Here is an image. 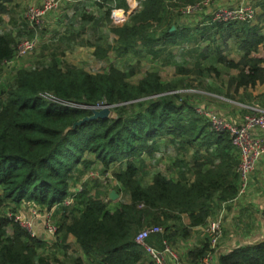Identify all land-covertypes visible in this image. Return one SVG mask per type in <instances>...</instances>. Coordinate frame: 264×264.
Segmentation results:
<instances>
[{"label":"trees","instance_id":"obj_1","mask_svg":"<svg viewBox=\"0 0 264 264\" xmlns=\"http://www.w3.org/2000/svg\"><path fill=\"white\" fill-rule=\"evenodd\" d=\"M103 1L108 6L102 16H83V22L108 25L115 45L95 44V57L105 58L110 50L119 57L135 47L134 61L158 59L164 51L186 47L193 64L185 68L172 62L173 76H184L172 80L150 69L132 81L134 61L124 70L111 65L94 74L55 57L48 64L16 69L8 88L0 90V264H49L39 253L45 239L5 214L19 213L24 202L52 213V241L64 256L68 236L74 238L82 256H70V264H154L134 241L138 231L160 227L163 233L151 235L147 243L161 249L166 239L177 252L170 240L188 239L192 229L205 227L238 196L240 155L229 133L214 130L195 112L198 95L179 90L194 88L195 81L196 87L212 90L204 78L218 79L219 67L236 72L225 92L215 90L226 99L235 101L239 89L264 85V57L258 54L259 47L264 51V11L252 7L250 19L223 21L207 14L205 0H139L124 23L112 24L111 12L127 13L128 2ZM11 4L0 0V20ZM196 5L200 8L186 12ZM194 14L204 18L192 25L187 19ZM16 47L13 37L0 31V64L14 60ZM102 104L109 107V117L71 128L91 116L90 107ZM168 148L177 172L167 177L150 171V163L161 161ZM93 170L110 177L115 184L109 188L127 202H112L107 191L94 193L85 179ZM208 251L204 236L178 264H198ZM217 262L264 264V240L222 251Z\"/></svg>","mask_w":264,"mask_h":264},{"label":"rangeland","instance_id":"obj_2","mask_svg":"<svg viewBox=\"0 0 264 264\" xmlns=\"http://www.w3.org/2000/svg\"><path fill=\"white\" fill-rule=\"evenodd\" d=\"M20 0H18L19 2ZM43 0H25L23 3H20L19 7L15 10L10 9L3 14L2 19L0 20V31L10 34L17 45H20L22 42L29 40L33 44H36V47L20 58H14L11 62L1 63L0 64V90H5L11 84L14 73L16 69L33 67L36 65L48 64L52 57L58 58L62 62L60 64H70L76 67H79L85 70L88 73H98L107 71L109 66L118 67L121 70L129 68L130 64L134 61L130 56L133 51L136 50L135 47L132 50H128L127 53L123 56H116L111 50L105 58H97L93 55V50L95 44H100L101 47L105 48L107 45H115V37L112 32L109 31V26H96L92 22H83V16H93V18H98L102 16V13L107 8L106 1L103 0H88L87 2H76L74 4L63 5L56 11H52L45 15L43 19V24L40 29L34 30L36 28L32 27L31 24L25 18L26 10L29 5H39ZM139 0H128L129 10L125 14L123 11L115 10L111 12L110 18L112 24H122L127 20V16L138 8ZM100 2H104L103 8L100 6ZM222 2V3H220ZM220 3L219 6L217 4ZM226 2L221 0H214L206 9L208 15H212L219 9H228L224 5ZM232 8H237L236 10H241L244 14H250L252 8V2L250 0H235V3L231 5ZM88 8V9H87ZM233 10V9H229ZM221 12H225L222 10ZM219 13V12H218ZM200 15L194 14L192 17L188 18L187 21L195 24L200 21ZM217 15V14H216ZM115 17L120 18L119 20ZM123 21V22H119ZM94 26V27H93ZM78 32V33H77ZM73 35H76L74 38ZM36 37V39H28ZM87 41V46H81ZM81 44V45H80ZM231 47H234V42H231ZM260 49V47H259ZM169 50V49H168ZM186 47L180 49H173L171 53L168 51L162 52L158 59H149L141 58V60L134 61V70L136 75L132 77V81L143 76V74L150 69H158L161 76L165 80H172L182 77H174L175 67L171 64L175 62L178 65H181L185 68H191L194 58L189 57L185 53ZM16 51V50H15ZM260 57L264 56V51L260 50ZM257 54V56H258ZM236 58V57H235ZM166 59V60H164ZM191 59V60H190ZM221 70V75L218 79L208 81L207 84L212 85V89L225 92V86L227 79L234 75L236 72L234 70L227 71L222 67H219ZM191 78V77H190ZM195 78V77H194ZM193 79V78H191ZM185 82V80L183 79ZM194 88L179 90L180 94L190 93L192 95H198V97L211 104L215 107V104L226 107L225 104L231 103L230 109V118L227 115H222L224 118L231 120L230 124H239L242 122L244 114L246 112L251 113L253 108L257 109V105L253 104L255 100L251 99L244 104H237L238 99L233 102H227L225 98H220L207 92L200 91L198 88L197 82L192 83ZM261 88L257 87V91ZM220 93V92H219ZM206 106V105H205ZM208 106V105H207ZM219 106L212 108L214 111ZM248 113V114H249ZM247 115V114H246ZM234 121V122H233ZM191 151H187L184 159H188ZM174 152L171 148H168L166 151V156L159 162H155L153 165L150 163V171L163 169L167 166V162L171 165L172 160L175 159ZM94 171V170H93ZM100 170H95L90 173L91 178L86 176L85 179L90 181V186L94 189L93 192L102 196L106 192L107 199H109V194L113 189L109 188L112 183V179L108 176L101 175ZM248 182V181H247ZM247 185V183H246ZM246 187V186H245ZM117 194V193H116ZM111 200V199H109ZM121 202H127L128 198L123 195H118L115 200ZM5 214L12 216L13 213L6 211ZM16 219H19L20 223L25 227L32 230V233L38 237L45 239L44 249H40L39 253L41 256L48 260L49 264H70V256L77 257L82 256L78 246L73 241L65 243L67 255H63V248L60 245H56L52 241L55 237V232L51 233L48 229V226H55L54 220L52 219V213L41 212L37 207L29 206L27 202H24L22 208L19 210V213H16ZM186 220V219H185ZM40 226V230L37 229V224ZM56 258V261H55ZM85 259V257H84ZM86 260V259H85Z\"/></svg>","mask_w":264,"mask_h":264},{"label":"built area","instance_id":"obj_3","mask_svg":"<svg viewBox=\"0 0 264 264\" xmlns=\"http://www.w3.org/2000/svg\"><path fill=\"white\" fill-rule=\"evenodd\" d=\"M74 0H43L39 5H29L26 10L25 18L31 24L32 27L36 28L34 30L40 29L43 24V19L46 14L58 10L63 5H68L73 3ZM214 0H205L203 5L209 6ZM200 6L196 5L194 7L187 8V13H193V10L199 9ZM219 9L213 13L214 20H246L252 17L254 9L251 8L250 14H244L241 10H236L237 8ZM224 10L225 12H221ZM219 12V13H218ZM217 14V15H216ZM119 20L120 18L115 17ZM36 39V37L28 38ZM36 44L32 41L26 40L20 45H17L14 58H20L28 51L34 49ZM255 104V103H253ZM257 109L253 108L254 111L251 113L247 112L239 124H230L225 118L221 117L211 108L196 106L195 112L198 115L204 116L210 123L211 128L216 131H227L230 135L231 144L237 149L240 155V165L239 172L241 175V189L238 195H242L248 181L249 175L253 172L256 164L260 158L264 156V109L261 108L257 103ZM249 113V114H248ZM66 203L70 201L65 200ZM37 207L39 210L40 208ZM41 211V210H40ZM45 212V211H41ZM49 213V212H48ZM224 213V208L218 213L216 218L209 220L207 225L203 229L204 236L209 238V251L205 256H203L198 264H218V244L223 237V229L221 226L222 216ZM9 218L16 219V216L12 215ZM27 229V228H26ZM51 233L56 231V227L48 226ZM32 233V230L27 229ZM162 234V229L160 227H149L137 232L134 237L135 243L142 248V250L151 258L154 264H178L179 256L176 251L169 245L168 241L165 239L161 243V249H155L147 243V239L153 234ZM33 234V233H32Z\"/></svg>","mask_w":264,"mask_h":264},{"label":"crops","instance_id":"obj_4","mask_svg":"<svg viewBox=\"0 0 264 264\" xmlns=\"http://www.w3.org/2000/svg\"><path fill=\"white\" fill-rule=\"evenodd\" d=\"M24 1L25 0H20L18 2V0H12V4H11L12 9L13 10L17 9L20 3H23ZM87 1L88 0H74L73 3L71 4H74L76 2H87ZM187 1L188 3H190L193 0H187ZM221 1L226 2L224 4L227 6L226 8H232L231 5L235 3V0H221ZM250 1L252 2V7L253 8L255 7L254 9L256 12L262 13L264 11V0H250ZM220 3H218L217 6H219ZM181 4H184V2H182ZM128 5H129V2H128ZM199 18H200L199 22H201L204 16L201 15ZM119 22H123V21H119ZM191 24L193 25V23ZM87 44H88L87 41H85L83 45L81 44L80 45L87 46ZM260 49L262 50V48ZM235 57H236L235 54H232L230 56V58L237 60V57L236 58ZM204 80L206 83L208 81H212L209 78H204ZM210 86L212 85L211 84L209 85L208 83V87ZM257 87L261 88V90L257 91ZM196 88H198L200 91L207 92L208 94H211V95H214L220 98H225L223 95H218L216 91L213 89L209 90V89L201 88V87H196ZM262 93H264V85L258 84L255 87L248 88L246 90L239 89L238 92L234 95V100L244 99L243 102H248L252 99V98L248 99L249 94L252 97L257 98ZM257 99L261 101L260 107L264 109V106H263L264 97H261V98L258 97ZM195 100H196L195 103L198 106L208 107L211 109L219 106L216 103L214 107L208 102L201 100L198 96L195 97ZM225 100L227 102H233L228 98L227 99L225 98ZM224 105H226L227 108L219 106L218 108H216L215 111L221 117H223L222 115H227L229 116L228 118H230V116H233V114H235L233 113L232 115H230V113L228 112V108L230 109L231 103H228V104L224 103ZM226 120L229 122H232L231 120H228V119ZM177 157H181V156L177 155ZM177 168L178 166L171 167L169 162H167V166L165 168L163 169L159 168V170L157 171L162 172L167 177H171L177 172ZM226 207H224V213H223L222 221H221V226L223 229V237L218 244V248H217L218 253L222 251L230 250V249H235L245 244H253V243H257L258 241L264 240V156L258 160L255 169L249 175L248 182L244 189L243 194L238 195L232 202L228 203ZM184 223H188V220L187 219L184 220ZM36 225L39 231L40 226L38 225V223ZM203 229L204 227H196L192 229L191 236L188 239L174 240V241L170 240V243H173L174 247L177 250L179 258L183 262L186 261V259L184 258V253L188 249L194 246L200 245L201 242L203 241L204 239ZM71 241L75 243L74 238L72 236H68L67 243Z\"/></svg>","mask_w":264,"mask_h":264},{"label":"water","instance_id":"obj_5","mask_svg":"<svg viewBox=\"0 0 264 264\" xmlns=\"http://www.w3.org/2000/svg\"><path fill=\"white\" fill-rule=\"evenodd\" d=\"M173 29H174V27L171 28V30H173ZM90 111L92 113L91 116L85 117L82 120L74 123L71 128H74L76 125H79L81 122H83L85 120H92V119H96V118L104 119V118L109 117V114H110L109 107H107L103 104L100 106H97V107H90ZM116 198H117L116 192L114 190L111 191L109 194V199L115 200Z\"/></svg>","mask_w":264,"mask_h":264}]
</instances>
